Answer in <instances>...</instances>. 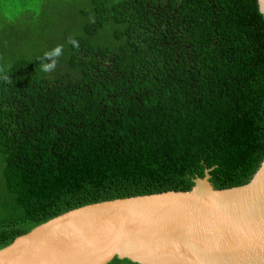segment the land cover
<instances>
[{
	"label": "trees",
	"instance_id": "16d2710c",
	"mask_svg": "<svg viewBox=\"0 0 264 264\" xmlns=\"http://www.w3.org/2000/svg\"><path fill=\"white\" fill-rule=\"evenodd\" d=\"M54 1L0 0V248L90 203L190 190L206 171L217 189L251 181L259 0Z\"/></svg>",
	"mask_w": 264,
	"mask_h": 264
},
{
	"label": "water",
	"instance_id": "95a60500",
	"mask_svg": "<svg viewBox=\"0 0 264 264\" xmlns=\"http://www.w3.org/2000/svg\"><path fill=\"white\" fill-rule=\"evenodd\" d=\"M264 13V0H259ZM264 264V160L250 182L90 203L0 248V264Z\"/></svg>",
	"mask_w": 264,
	"mask_h": 264
},
{
	"label": "clouds",
	"instance_id": "9594fccd",
	"mask_svg": "<svg viewBox=\"0 0 264 264\" xmlns=\"http://www.w3.org/2000/svg\"><path fill=\"white\" fill-rule=\"evenodd\" d=\"M71 43H73L74 46L78 47V43L76 41L73 40V41H71ZM60 55H62V49H61V47L58 46L51 53H45L44 59H48L51 56L59 57ZM55 66H56L55 61H53L51 64H43L42 70L44 72H50V71L55 69Z\"/></svg>",
	"mask_w": 264,
	"mask_h": 264
},
{
	"label": "rangeland",
	"instance_id": "374dc122",
	"mask_svg": "<svg viewBox=\"0 0 264 264\" xmlns=\"http://www.w3.org/2000/svg\"><path fill=\"white\" fill-rule=\"evenodd\" d=\"M38 1H40V0H28V2H35V6H36ZM58 2H59V0L54 1L52 4L53 7H57V8H59L58 6L61 7L62 2L61 1L59 3ZM54 19L56 20L55 17H54ZM68 24H69V21L68 22L67 21L66 22L61 21L60 24L54 26V30H55L54 33L56 34V33H59L60 31L64 30L68 26Z\"/></svg>",
	"mask_w": 264,
	"mask_h": 264
}]
</instances>
